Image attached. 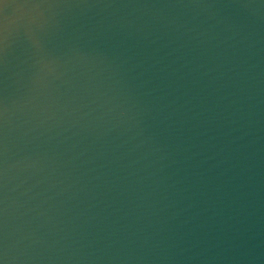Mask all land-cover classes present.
Listing matches in <instances>:
<instances>
[{
	"label": "water",
	"instance_id": "95a60500",
	"mask_svg": "<svg viewBox=\"0 0 264 264\" xmlns=\"http://www.w3.org/2000/svg\"><path fill=\"white\" fill-rule=\"evenodd\" d=\"M0 264H264V0H0Z\"/></svg>",
	"mask_w": 264,
	"mask_h": 264
}]
</instances>
